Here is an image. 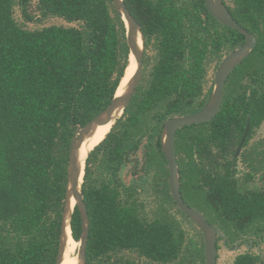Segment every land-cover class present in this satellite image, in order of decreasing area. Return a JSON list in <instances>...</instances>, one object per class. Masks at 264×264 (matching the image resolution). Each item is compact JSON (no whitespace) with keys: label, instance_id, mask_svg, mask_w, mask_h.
Returning a JSON list of instances; mask_svg holds the SVG:
<instances>
[{"label":"trees","instance_id":"16d2710c","mask_svg":"<svg viewBox=\"0 0 264 264\" xmlns=\"http://www.w3.org/2000/svg\"><path fill=\"white\" fill-rule=\"evenodd\" d=\"M124 2L145 37L143 76L86 160L87 261L206 264L202 233L170 193L161 133L168 119L207 104L209 64L216 70L245 35L216 20L206 0ZM224 2L258 42L226 80L218 114L180 128L175 149L184 200L235 238L264 233V137L254 139L264 125V0ZM17 9L24 22L59 17L70 25L27 28ZM129 57L113 0H0V264L56 263L72 138L112 102ZM131 164L135 173L144 167L147 197L128 179ZM256 179L260 187L245 188ZM71 231L80 241L78 205Z\"/></svg>","mask_w":264,"mask_h":264},{"label":"water","instance_id":"95a60500","mask_svg":"<svg viewBox=\"0 0 264 264\" xmlns=\"http://www.w3.org/2000/svg\"><path fill=\"white\" fill-rule=\"evenodd\" d=\"M113 3L126 23L127 41L130 49V55L133 54L136 58L137 70L135 75L131 79L132 81L130 83V88L128 89V91L120 96H118L116 92L109 106L105 110H103L99 115H97L95 118L89 121L85 126L78 128V130L75 133V136L72 138V143L69 151V160H68V183L66 189L65 206L63 211L62 231L60 235L59 253L55 264H60L61 260H63L64 257V252L66 248L64 244L66 217L70 206V199L73 194H75L76 196L77 199L76 205H78L79 207V211L82 219V235L79 241L80 248L78 254L81 257V264H90L87 261V245L89 240L90 221L88 216L87 205L84 201V196L82 192V184L85 176L86 162H85L83 181L80 189L78 184L81 176V171H80L81 168L78 160V150L82 145L84 138L89 133L88 131L90 130V128L107 122L110 119L112 112L115 111L120 106L123 107L122 113L119 116H117L114 123L119 117L122 116L125 108L129 105L133 95L135 94L137 86L139 85L143 76L145 37L142 33L141 27L137 22V20L130 13L124 0H113ZM206 7L209 13L216 20L223 23L224 25L237 29L241 33H243L245 35V42L239 48L227 54L220 62L215 74L214 90L207 104L201 110L195 113L189 115L175 116L168 119L165 122L163 131L161 133V143H162L163 153L168 163V169H169L168 181H169L170 193L172 194L177 206L200 228L203 235L206 264H217V252H218L217 238H218V234H220V231L208 221L207 217L202 212H200L195 207L189 205L184 200L181 193L179 164L177 161V154L175 149L176 132L180 128H183L187 125L209 122L218 114L224 98V87L226 80L228 79L232 71L236 68V66H238L256 47L258 39L254 33L244 28L233 17L232 13L226 6L224 0H206ZM139 32L142 33V37H143L142 47L138 43ZM129 65H130V57H129ZM249 129H250V123L248 122L243 138L238 146V149L234 154V159L240 155L243 144L248 135ZM74 209L70 217V226H71V219Z\"/></svg>","mask_w":264,"mask_h":264},{"label":"bare ground","instance_id":"6f19581e","mask_svg":"<svg viewBox=\"0 0 264 264\" xmlns=\"http://www.w3.org/2000/svg\"><path fill=\"white\" fill-rule=\"evenodd\" d=\"M138 43L141 47L143 46V37L141 32H139L138 34ZM136 70H137L136 58L133 54H131L130 65L126 69L125 76L122 79V82L120 83V86L117 90L118 96L128 91V89L130 88V83L132 81L131 79L135 75ZM122 109L123 107L120 106L119 108H117L115 111L112 112V115L107 122L90 128V130L88 131L89 133L84 138V141L82 142V145L78 150V160L81 168L80 170L81 176L78 184L80 189L84 176L85 162L89 151H91L98 143H100L105 138L106 134L112 128L117 116H119L122 113ZM76 203H77V199L75 194H73L70 199V206L66 217V229L64 235V244L66 248H65L63 260H61L60 264H81V257L79 254L74 258H70L71 253L75 250L77 245L75 239L72 237V231L70 226L71 213Z\"/></svg>","mask_w":264,"mask_h":264},{"label":"rangeland","instance_id":"374dc122","mask_svg":"<svg viewBox=\"0 0 264 264\" xmlns=\"http://www.w3.org/2000/svg\"><path fill=\"white\" fill-rule=\"evenodd\" d=\"M16 18L18 19V21L20 22L21 25L27 27V28H40L43 26H47V25H70L68 23H66L62 18L59 17H48V18H43L41 21H37V22H24L23 17L19 11V9L16 10ZM76 23H74L75 25ZM73 25V24H71ZM147 54L149 56H152L154 54V51L151 48L147 49ZM215 64L216 62H212L211 64H209L208 66V71H207V80H206V89L213 83L214 77H215ZM264 137V125L261 126V128L257 129V131L254 134V139H261ZM253 141V140H252ZM142 154V152H141ZM138 159H144V155L140 157H138ZM141 160L142 164L143 161ZM135 161V159H134ZM136 162V161H135ZM140 163V162H139ZM137 161V164H139ZM128 172H127V176L129 177V181L134 183V184H142L144 181V178L147 177V175H144V167L135 173L134 172V166L131 164V166L128 167ZM237 169H238V173H237V177L241 178V172L244 171V165L241 161H239L237 163ZM138 174V175H137ZM141 177H140V175ZM143 175V176H142ZM257 181H253L251 183H248L247 185H245V188H251L254 189L256 187H260L262 185V182L258 179H256ZM139 185V190L141 193V197H147V192H148V188L147 185L145 183L142 184V187ZM197 226V225H196ZM192 228V232L198 233V231L200 230V228H196L195 226H191ZM201 232V230H200ZM202 233V232H201ZM202 239H203V235H202ZM76 241V240H75ZM77 245L75 250L71 253L70 258H74L78 255V251L80 248V242L76 241ZM235 257V253L226 250L225 248H222L220 250V257H219V264H233V259ZM136 258V257H135ZM137 261H139L140 263H144L143 259L140 258H136ZM191 264V263H188Z\"/></svg>","mask_w":264,"mask_h":264},{"label":"flooded vegetation","instance_id":"af4514ba","mask_svg":"<svg viewBox=\"0 0 264 264\" xmlns=\"http://www.w3.org/2000/svg\"><path fill=\"white\" fill-rule=\"evenodd\" d=\"M213 84H214L213 86H215V77L213 80ZM238 146L236 150L238 149ZM238 157L234 159V154H233V159L235 160V162H237ZM128 167L129 166H127V168ZM123 168L125 169L126 166L124 165ZM216 228L220 231V234H218V238H217V248H218L217 264H219L220 250L222 248H225L226 250L235 253V257L232 262L233 264H264V233L261 234L251 233L248 235L237 236L235 238H229L225 235L224 231L221 228L219 227Z\"/></svg>","mask_w":264,"mask_h":264}]
</instances>
